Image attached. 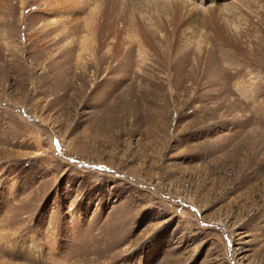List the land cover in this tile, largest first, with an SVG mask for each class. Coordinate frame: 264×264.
I'll return each mask as SVG.
<instances>
[{"label": "rangeland", "instance_id": "rangeland-1", "mask_svg": "<svg viewBox=\"0 0 264 264\" xmlns=\"http://www.w3.org/2000/svg\"><path fill=\"white\" fill-rule=\"evenodd\" d=\"M0 264H264V0H0Z\"/></svg>", "mask_w": 264, "mask_h": 264}, {"label": "bare ground", "instance_id": "bare-ground-1", "mask_svg": "<svg viewBox=\"0 0 264 264\" xmlns=\"http://www.w3.org/2000/svg\"><path fill=\"white\" fill-rule=\"evenodd\" d=\"M159 2V1H158ZM153 3V5L154 6H156V7H159L160 6V3ZM168 2L167 1H164V3H163V7L164 8H166L168 11L171 9L170 7H167V6H165L166 4H167ZM147 6V5H146ZM225 7V6H224ZM116 8V7H115ZM207 10H211L210 8L209 9H207ZM122 12H123V10H122ZM119 14V13H118ZM163 12L162 11H160V10H158V14H157V17H154V23H152L151 24V29H149V30H146V29H144L143 31H147L148 33H151V34H154L155 36H160L161 35V37H163V38H166V34H165V27H166V24H167V22H166V20H165V18H163ZM168 15L170 16V12H168ZM171 17H173V16H170V18H169V20H168V22H171ZM173 19V18H172ZM141 24V23H140ZM157 26V28H153L152 26ZM157 31H158V33L160 34H158L157 33ZM143 34V33H142ZM141 34V41H139L140 42V46L142 47V45H146V42L149 40V38L147 39L146 37H147V33H144V35H142ZM149 37V36H148ZM140 47V48H141ZM119 50V49H118ZM142 52H145L144 50H142Z\"/></svg>", "mask_w": 264, "mask_h": 264}]
</instances>
